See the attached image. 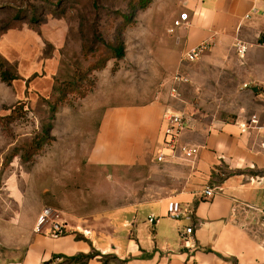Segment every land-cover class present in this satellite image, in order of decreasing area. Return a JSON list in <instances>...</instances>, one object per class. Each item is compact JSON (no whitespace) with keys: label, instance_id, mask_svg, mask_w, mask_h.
Segmentation results:
<instances>
[{"label":"rangeland","instance_id":"obj_1","mask_svg":"<svg viewBox=\"0 0 264 264\" xmlns=\"http://www.w3.org/2000/svg\"><path fill=\"white\" fill-rule=\"evenodd\" d=\"M131 2L0 0V28L8 14L19 10L34 9L40 20L25 21L0 37V55L20 77L10 85L0 77V237L8 236L13 227L26 226L20 218L28 222L45 208L62 212L72 222L73 217L162 193L157 188L163 179L158 167L128 168L89 159L99 121L111 106L165 96L169 104L204 124L250 113L236 110L239 103L249 102L248 92L228 86L230 75L242 66L235 45L227 49L223 61L208 50L189 66L174 65L182 62L184 53L174 54L169 45L180 47L174 40L183 27H175L174 21L187 0H153L138 11L135 22L125 27L126 55L109 57L103 68L96 69L95 57L86 53L85 46H100L98 38L112 42ZM172 27L174 32L169 31ZM78 68L92 69L86 95H71L60 105L52 141L33 161L24 160L28 145L51 121L54 89ZM177 70L190 80L179 85L180 100L169 94Z\"/></svg>","mask_w":264,"mask_h":264},{"label":"crops","instance_id":"obj_2","mask_svg":"<svg viewBox=\"0 0 264 264\" xmlns=\"http://www.w3.org/2000/svg\"><path fill=\"white\" fill-rule=\"evenodd\" d=\"M185 6L189 17L174 40L180 47L169 45L171 52L185 53L209 40V51L223 61L237 40L246 42V57L229 74L228 86L249 93V102L239 103L236 110L258 113L264 120V45L258 37L264 28V0H187ZM254 6L260 12L250 15ZM182 64L190 62L174 65ZM167 104L162 96L107 108L88 152L93 162L160 168L163 179L157 188L162 193L73 217L72 222L66 218L74 230L62 236L36 232L41 212L28 222L20 218L26 226L0 237V264H68L69 258L82 254L93 256L70 264H264V153L259 134L243 132L236 124L246 114L206 124L195 117V128L184 131L180 141L199 146L198 156L193 161L169 156L158 162ZM206 185L217 188L212 198L203 196ZM171 208L193 211L192 220L170 217ZM188 226L193 228L194 250L185 248L180 238Z\"/></svg>","mask_w":264,"mask_h":264},{"label":"built area","instance_id":"obj_3","mask_svg":"<svg viewBox=\"0 0 264 264\" xmlns=\"http://www.w3.org/2000/svg\"><path fill=\"white\" fill-rule=\"evenodd\" d=\"M259 12V8L254 6L250 15ZM188 17V13H181L180 18L174 21V26H180L181 22L188 20ZM175 27L170 28L169 31L174 32ZM258 37L260 39V45H264V28L260 31ZM211 46V41H203L196 47L187 50L183 55V60L188 62L196 61L208 50H210ZM235 48L238 56L243 60L246 57L248 51L247 43L242 40H237L235 43ZM189 81L190 80L187 76L182 74L180 71H177L172 76V83L169 89L170 96L175 100H180L179 85L181 83H188ZM247 86V84H244V87ZM163 121L166 123L163 134V146L157 154L156 160L158 162H165L170 156V158L193 161L198 156L200 147L181 143L180 141V136L184 131L193 129L196 126V118L193 116V114H190L186 110L177 109L172 104L168 103L163 113ZM235 122L243 132L253 130L257 131L260 136V151L264 153V120L261 119L260 115L258 113H249L242 119H236ZM216 191L217 188L215 186L206 185L203 190V196L206 199L212 198ZM169 216L174 219L185 218L187 220H192L193 211L171 208L169 211ZM149 220L153 222L155 217L151 216ZM35 230L38 233H45L48 230L53 236H62L73 232L74 229L69 225V222L62 212L52 208H45L38 219ZM75 230H77L79 233H83L84 235H90L89 230L80 228H76ZM192 234V226H188L184 230L180 231V238L183 242V246L190 250H194L197 247L196 241L193 239ZM9 264L21 263L14 262ZM56 264L58 263L56 262Z\"/></svg>","mask_w":264,"mask_h":264},{"label":"trees","instance_id":"obj_4","mask_svg":"<svg viewBox=\"0 0 264 264\" xmlns=\"http://www.w3.org/2000/svg\"><path fill=\"white\" fill-rule=\"evenodd\" d=\"M152 1L153 0H132L130 3V11L128 13L121 14L124 24L122 27L118 28L112 42L106 41L104 38H98L97 40L98 43L100 42V46H85L86 53L95 57L94 65H96V69L103 68L109 57L122 59L126 55L124 38L125 27L127 24H133L135 22L136 13L140 10L148 8ZM25 21H29L31 23L39 22L40 20L38 19L37 11L33 9L32 11L27 10L26 13H23L19 10L15 14H8V16L2 20L3 25L0 28V37H2V35H4L8 30L20 27L25 23ZM91 71L92 69L78 68L69 80L60 83L59 86L54 89L55 92H57V96L55 101L49 104L51 121L44 127L43 131L32 140L30 145H28L22 155L24 160L33 161L34 155L42 149L45 144L52 141L53 121L56 118L60 105L64 102H68L71 95L77 94L80 97H84L86 95V91L84 90L86 87L85 83L87 82L88 75ZM0 77L3 82L9 85L20 79L19 75L12 70L8 61L2 55H0ZM16 108L17 106L13 107L12 113L16 111ZM92 256L93 254L73 256L69 258L68 264Z\"/></svg>","mask_w":264,"mask_h":264}]
</instances>
